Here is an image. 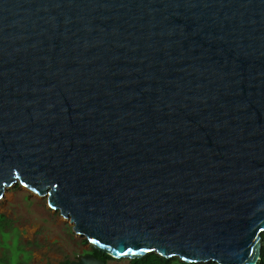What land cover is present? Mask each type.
I'll use <instances>...</instances> for the list:
<instances>
[{
    "label": "water",
    "instance_id": "95a60500",
    "mask_svg": "<svg viewBox=\"0 0 264 264\" xmlns=\"http://www.w3.org/2000/svg\"><path fill=\"white\" fill-rule=\"evenodd\" d=\"M18 181L113 258L257 264L264 0H0V198Z\"/></svg>",
    "mask_w": 264,
    "mask_h": 264
},
{
    "label": "rangeland",
    "instance_id": "374dc122",
    "mask_svg": "<svg viewBox=\"0 0 264 264\" xmlns=\"http://www.w3.org/2000/svg\"><path fill=\"white\" fill-rule=\"evenodd\" d=\"M11 220V234L5 239L0 232V258L8 262L14 237L18 235L24 249L18 264H70L78 254L86 253L91 244L74 231V224L59 210L52 208L48 196H41L21 182L6 188L0 198V215ZM16 228V230H12ZM2 261H0V264ZM110 264H129L130 259H111Z\"/></svg>",
    "mask_w": 264,
    "mask_h": 264
},
{
    "label": "trees",
    "instance_id": "16d2710c",
    "mask_svg": "<svg viewBox=\"0 0 264 264\" xmlns=\"http://www.w3.org/2000/svg\"><path fill=\"white\" fill-rule=\"evenodd\" d=\"M12 223L11 220L6 217V215L1 214L0 215V232L2 233L4 239H5V244L9 246V244L6 242L7 238L11 234V228H12ZM12 230H16V228H13ZM18 235L14 237V245H13V250L12 254L10 255L8 262L4 261L5 256L3 258H0V261H2L1 264H18V258L19 255L24 249L22 246H20L19 241H18ZM262 240H263V246H262V254L261 257L258 261L257 264H264V233L262 234ZM84 242L88 243L89 240L87 238H84ZM86 252L91 253L99 258H102L106 260L109 263L111 259H114L111 255L107 254L106 252L100 251L94 246L91 245V248L87 250ZM129 264H218L215 261H210V262H186L181 260L179 257H173V258H166L156 252H152L149 254H146L145 256L141 258H134L130 259Z\"/></svg>",
    "mask_w": 264,
    "mask_h": 264
}]
</instances>
